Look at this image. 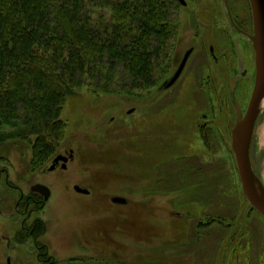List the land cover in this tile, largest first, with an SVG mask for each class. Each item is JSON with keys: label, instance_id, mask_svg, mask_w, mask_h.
I'll return each mask as SVG.
<instances>
[{"label": "rangeland", "instance_id": "374dc122", "mask_svg": "<svg viewBox=\"0 0 264 264\" xmlns=\"http://www.w3.org/2000/svg\"><path fill=\"white\" fill-rule=\"evenodd\" d=\"M186 1L176 0L174 8L176 66L171 59L159 66L157 86L105 92L87 84L68 97L62 112L66 137L57 151L75 148L68 169L32 170L27 144L0 147L2 264H9L10 255L11 264H29L34 255L30 243L7 242L18 225L10 214L17 187L28 193L40 182L52 194L33 216L44 220L43 241L58 264H90L84 240L96 227V264H264V216L242 189L229 86L235 78L236 98L246 111L255 53L245 37L227 38L219 0ZM248 3L233 0L245 21ZM191 46L195 50L177 83L161 88ZM245 68L247 77L241 75ZM262 126L264 104L252 141L254 167L264 180ZM80 180L98 185V194L76 193ZM117 195L127 203H113Z\"/></svg>", "mask_w": 264, "mask_h": 264}, {"label": "trees", "instance_id": "16d2710c", "mask_svg": "<svg viewBox=\"0 0 264 264\" xmlns=\"http://www.w3.org/2000/svg\"><path fill=\"white\" fill-rule=\"evenodd\" d=\"M175 3L0 0V147L27 144L41 170L65 140L62 112L79 88L157 86L173 51Z\"/></svg>", "mask_w": 264, "mask_h": 264}, {"label": "flooded vegetation", "instance_id": "af4514ba", "mask_svg": "<svg viewBox=\"0 0 264 264\" xmlns=\"http://www.w3.org/2000/svg\"><path fill=\"white\" fill-rule=\"evenodd\" d=\"M182 3L180 0H177V2ZM187 2V1H186ZM219 2L222 4L223 9H224V16H225V20H226V25H227V38H229L230 40H233L236 36L238 37H245L248 42L251 44L253 51L255 53V49H254V45H253V41L251 38V35L254 34V15H253V9H252V5H251V1L249 0V9H248V17L246 19V21L244 20V17L240 12H237L234 4H233V0H219ZM183 5H187V3H182ZM253 22V28L251 26V23ZM177 27V26H176ZM176 30V29H175ZM241 37V38H242ZM173 41H172V50L173 53L171 55V63L173 64V66H176V61L177 59V53H176V48L179 46L180 42H178L179 40V35L175 32L173 33ZM234 41V40H233ZM235 45V43H234ZM193 49L188 60L187 63L185 65V68L187 67L188 61L192 55V53L195 50V46H191L189 48H187V50L185 51V53L183 54V57L181 58V60L179 61L176 69L173 71L172 74H170L169 76L165 77L161 83V88H165V83L170 80L173 75L176 73V71L178 70V68L180 67L187 51L189 49ZM211 51L212 53L214 52V47L211 46ZM215 58H218L217 55H214ZM170 62V60H169ZM171 64V65H172ZM162 65V63H161ZM184 68V70H185ZM184 70L182 71L181 75L183 74ZM180 75V77H181ZM244 77H247L248 75V69L245 68L244 71L241 74ZM255 76H256V65H255V71L253 73V77H254V82H253V87H254V83H255ZM179 77V78H180ZM179 78L176 80V82L172 85L174 86L177 81L179 80ZM231 79H234L236 82L237 80L233 77H231ZM230 79V80H231ZM230 83V82H229ZM170 86V87H172ZM230 86V84H229ZM169 87V88H170ZM232 101V100H231ZM233 103V102H232ZM234 104V103H233ZM241 107L242 104L240 103ZM235 106V105H234ZM236 110V107H235ZM243 112H245L244 108L242 107ZM236 119H237V111H236ZM58 155H62L64 157H67L68 160H64V159H60L59 162L56 163V167L51 170L50 167L51 165L54 163L55 158ZM76 150L73 147H69L60 152H57L54 157L52 158V160L50 161L49 165L44 167L42 169V172H46V171H54L58 168L61 169H68L69 164L72 163L73 161L76 160ZM251 157H252V145H251ZM252 163H253V157H252ZM64 164H66V166H64ZM254 166V163H253ZM255 169V167H254ZM6 173V172H5ZM6 181L7 183L11 186H14V183L11 182L9 180V176L8 173H6ZM3 175V171H0V178H2ZM42 183V182H40ZM80 183V184H79ZM37 184V183H36ZM45 184V183H44ZM35 185V184H34ZM31 186V190L28 193H25L24 190H22L21 188L17 187L19 189V198L16 201V209L14 210V212H11V215H16L17 218H15L13 221L14 223H17V227L13 230V233L11 235V238H9V242H13V245H10L12 243L7 242L8 246H17L19 244H25V243H30L31 245L34 246L32 253L34 255L30 256V263L29 264H58V261L54 254H52L49 250V247L47 246V244L43 241V236L45 235L47 228L45 226V222L44 220L40 217V216H33L34 212L42 209L46 202L48 201V199L45 198L44 194H42L39 191H34L32 189ZM75 185H80L83 188L88 189V192H82V191H77L75 189ZM74 190L76 193L78 194H82V195H95L98 194V185H89L87 184L85 181L80 180L78 181V183L75 182ZM85 185V186H84ZM103 185V184H102ZM48 186V185H47ZM50 188V187H49ZM97 188V190H96ZM52 194V191H51ZM102 194H109L106 192H102ZM51 196V195H50ZM113 201V200H112ZM128 201V199H127ZM113 203H119V202H114ZM127 203V202H126ZM125 204V203H123ZM95 230H91L89 233H87V229H86V236L85 237V247H89L90 248V254L86 253V255L88 257H90L91 259H89L90 264H96V260H97V254H98V238H97V227L94 228ZM0 235H1V241H2V234L0 231ZM11 240V241H10ZM1 243V242H0ZM96 252V254H95ZM11 261V258L15 259V257L13 255H10L8 257ZM7 258L8 262L9 259ZM78 259V258H77Z\"/></svg>", "mask_w": 264, "mask_h": 264}, {"label": "water", "instance_id": "95a60500", "mask_svg": "<svg viewBox=\"0 0 264 264\" xmlns=\"http://www.w3.org/2000/svg\"><path fill=\"white\" fill-rule=\"evenodd\" d=\"M182 3H187L186 0H180ZM253 15H254V34L251 35L254 49H255V65L256 76L255 83L250 97L248 107L243 112L239 101L236 98L237 82L234 79L230 80L231 99L237 111V119L232 128V149L235 154L239 175L242 183V189L251 203V205L264 216V180L256 172L252 163L251 145L255 132L256 123L262 112V105L264 100V0H250ZM189 49L176 73L173 77L165 83V88L172 86L180 77L185 68L187 60L192 52ZM60 159L68 160L67 157L58 155L50 169L56 167V163ZM66 166V164H64ZM32 189L44 194L48 199L51 195L49 186L43 183L35 184ZM77 191L88 192L89 190L75 185ZM114 202L126 203L127 198L124 196H113ZM9 264L10 259H9Z\"/></svg>", "mask_w": 264, "mask_h": 264}, {"label": "bare ground", "instance_id": "6f19581e", "mask_svg": "<svg viewBox=\"0 0 264 264\" xmlns=\"http://www.w3.org/2000/svg\"><path fill=\"white\" fill-rule=\"evenodd\" d=\"M263 104H264V100H263ZM260 135H261V138L264 142V126H262V128L260 129Z\"/></svg>", "mask_w": 264, "mask_h": 264}]
</instances>
